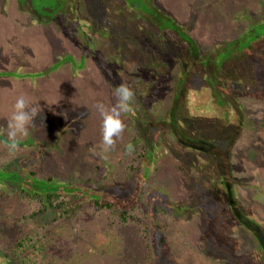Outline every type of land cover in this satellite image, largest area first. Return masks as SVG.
I'll use <instances>...</instances> for the list:
<instances>
[{
	"label": "rangeland",
	"instance_id": "rangeland-1",
	"mask_svg": "<svg viewBox=\"0 0 264 264\" xmlns=\"http://www.w3.org/2000/svg\"><path fill=\"white\" fill-rule=\"evenodd\" d=\"M20 6L19 0H0V264H22L23 258L16 259L10 249L18 237L30 232L40 233V243L28 255V264H153L146 243L154 247L156 264H264V251L241 226L224 238L229 257L217 261L203 242L210 223L203 228L198 217L188 221L185 216L150 217L145 226L138 210L123 222L90 202L76 204L68 214L67 207L47 213L27 197L79 187L87 199L99 195L131 201L134 185L129 177L141 160L135 152L125 154L135 130L124 112L119 116L122 133L114 138L111 150H103L102 116L96 105L111 110L117 97L93 56L85 55L82 33L66 32L53 18L26 15ZM24 6L31 11L28 1ZM153 6L188 27L202 48L237 38L250 22L264 18V0H155ZM30 18L34 25H28ZM94 48L110 59L106 41L94 39ZM112 71L116 78L123 77L120 69ZM236 89L250 125L232 147L227 182L241 214L259 223L264 221V96L245 86ZM22 95L36 113L28 135L10 153L6 126ZM173 162L154 161L145 181L146 194L183 208L199 204L200 194L190 189L189 179Z\"/></svg>",
	"mask_w": 264,
	"mask_h": 264
},
{
	"label": "trees",
	"instance_id": "trees-1",
	"mask_svg": "<svg viewBox=\"0 0 264 264\" xmlns=\"http://www.w3.org/2000/svg\"><path fill=\"white\" fill-rule=\"evenodd\" d=\"M27 1L31 11L25 10ZM154 2L19 0L24 14L58 20L66 32L80 31L86 40L85 55L93 56L110 86L114 90L121 84L131 88L134 100L124 114L135 130L134 152L141 160L129 177L134 185L131 201L99 195L87 199L79 187L67 193L46 192L44 196L39 192L27 193V197L41 204V210L47 213L67 207L68 214L76 204L90 202L109 209L123 222L138 210L145 226L148 224L144 220L150 217L185 216L187 221L198 217L203 228L210 223L203 242L206 252L213 253L212 258L217 261L229 257V242L224 238L240 226L264 251V226L259 224L264 221L257 223L241 214L232 184L227 182L232 170V147L250 125L236 87L245 86L264 96V18L250 22L237 38L202 48L188 27L165 10L155 8ZM68 10L79 13L70 15ZM86 11L87 16L83 15ZM28 25H34L33 18ZM96 38L109 44L108 61L101 52L96 53ZM113 67L120 69L126 80L116 78ZM167 98L171 101L166 106ZM157 158L179 164L189 179L190 189L200 194L199 204L183 208L160 196L152 198L146 194L145 181ZM204 175L208 179L202 181ZM144 232L148 235L147 229ZM39 237V232L18 237L11 254L16 259L22 257V264H28L30 252L38 250ZM145 246L149 260L156 264L154 247L151 243Z\"/></svg>",
	"mask_w": 264,
	"mask_h": 264
},
{
	"label": "clouds",
	"instance_id": "clouds-1",
	"mask_svg": "<svg viewBox=\"0 0 264 264\" xmlns=\"http://www.w3.org/2000/svg\"><path fill=\"white\" fill-rule=\"evenodd\" d=\"M117 97V104L111 110L103 104H97V110L102 116V146L104 151H109L114 146V138L120 136L124 129L122 121L119 119L121 112L130 110L134 100V93L127 85L121 84L114 90ZM30 100L25 96L16 99L11 117L7 123L5 131V146L10 153H14L20 145V139L28 135L29 124L36 113V109L29 108ZM135 151L133 144L129 143L125 147V154Z\"/></svg>",
	"mask_w": 264,
	"mask_h": 264
}]
</instances>
